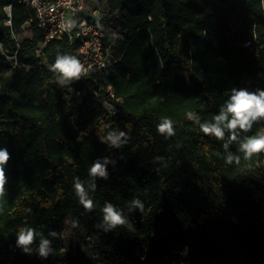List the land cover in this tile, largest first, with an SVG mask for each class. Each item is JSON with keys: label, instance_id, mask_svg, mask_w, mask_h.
<instances>
[{"label": "trees", "instance_id": "1", "mask_svg": "<svg viewBox=\"0 0 264 264\" xmlns=\"http://www.w3.org/2000/svg\"><path fill=\"white\" fill-rule=\"evenodd\" d=\"M97 4L104 31L122 36L119 59L106 80L61 84L50 66L57 54L76 57L75 47L66 38L45 42L26 4L0 0V147L11 157L0 197V264H264V154L246 160L238 151L245 136L262 134L264 121L225 150L227 133L224 141L206 136L186 118L192 111L211 122L232 89L264 90V0ZM26 27L30 36L19 41ZM164 118L175 135L157 132ZM108 132H123L126 142L111 146ZM226 153L241 156L239 164H226ZM105 159L107 178L90 177ZM105 203L127 223L108 228ZM25 227L37 234L31 253L16 247ZM42 238L51 241L46 258L34 254Z\"/></svg>", "mask_w": 264, "mask_h": 264}, {"label": "clouds", "instance_id": "2", "mask_svg": "<svg viewBox=\"0 0 264 264\" xmlns=\"http://www.w3.org/2000/svg\"><path fill=\"white\" fill-rule=\"evenodd\" d=\"M73 23L69 21V27ZM50 70L55 74L57 81L61 84L79 80L86 73V69L81 61L71 54H57L54 63L50 66ZM186 118L198 124L200 132L206 136L224 141L227 133V142L223 144V148L227 150L229 143L237 141L240 133H247L255 123L264 121V90H256L253 92L247 89H232L227 100L220 107L219 114L214 115L211 122L205 121L201 123L198 114L192 111L186 113ZM157 132L166 138L175 135L173 121L170 118H164L157 125ZM124 136L125 134L123 132L119 134L108 132L103 140L113 147H120L122 143L126 142V138L123 141L121 139ZM238 151L246 160H250L254 155L264 154V134L245 136L239 142ZM10 158V153L7 148L0 147V197H4L6 194L5 185L8 181L5 167ZM240 159L241 156L239 155L226 153L225 163L232 164L235 162L239 164ZM109 162L105 159L103 164L99 161L93 163L88 169V175L90 177L106 179L107 174L104 165ZM94 187L95 185L93 184V190ZM74 190L83 207L86 210H92L94 207L93 201L88 198V193L78 178L75 180ZM131 205L143 211V204L139 199H133ZM27 211H30V209ZM102 212L104 223L110 229H115L127 223L121 213L110 203H105ZM36 235V231L33 228H21L16 237V247L22 249L24 253H31V245L35 242ZM51 235L55 236L56 234L52 233ZM37 250L41 258L48 257L52 251L51 241L42 238Z\"/></svg>", "mask_w": 264, "mask_h": 264}, {"label": "built area", "instance_id": "3", "mask_svg": "<svg viewBox=\"0 0 264 264\" xmlns=\"http://www.w3.org/2000/svg\"><path fill=\"white\" fill-rule=\"evenodd\" d=\"M26 4L34 13L37 26L44 41L66 38L75 47L76 57L86 69L83 76H93L106 80L112 66L117 63L114 47L122 40L117 32L106 33L100 23L98 4L89 5L90 0H18ZM9 13L10 6L5 7ZM69 21L74 22L69 27ZM106 92L113 98L110 85ZM98 95V94H96ZM105 108L115 113L105 102Z\"/></svg>", "mask_w": 264, "mask_h": 264}, {"label": "rangeland", "instance_id": "4", "mask_svg": "<svg viewBox=\"0 0 264 264\" xmlns=\"http://www.w3.org/2000/svg\"><path fill=\"white\" fill-rule=\"evenodd\" d=\"M99 0H90L89 5H95L97 4ZM103 0H100V2L102 3ZM30 33L27 29V27L25 28V30L23 31V33H21L18 36V40L21 41L22 39L29 37ZM262 134H264V130L262 131ZM262 163L264 164V159L262 161ZM61 233L63 235V247L62 250L64 252H68L71 250L72 248V231H71V225L69 222L68 217H66L62 222H61ZM82 235L84 236V234L82 233ZM87 242H89V240L84 236V240L81 242V250L84 253H89V244H87ZM34 254L39 255L38 254V250L34 251ZM56 264H61L60 261H57ZM164 264H185V262L181 261L180 259H174V260H169L168 262L164 263Z\"/></svg>", "mask_w": 264, "mask_h": 264}]
</instances>
